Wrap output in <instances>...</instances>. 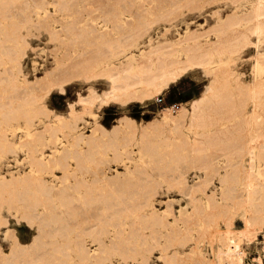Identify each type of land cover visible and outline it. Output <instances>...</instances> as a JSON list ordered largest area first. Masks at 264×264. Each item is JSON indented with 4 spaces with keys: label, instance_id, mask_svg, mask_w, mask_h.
<instances>
[{
    "label": "rangeland",
    "instance_id": "obj_1",
    "mask_svg": "<svg viewBox=\"0 0 264 264\" xmlns=\"http://www.w3.org/2000/svg\"><path fill=\"white\" fill-rule=\"evenodd\" d=\"M178 1L8 0L5 10L0 13V177L40 168L34 159L47 160L50 155H54L58 160L53 169L55 175L46 171L42 174L45 179L68 187L75 180L82 182L78 190L73 186L70 188V195L64 202L53 191L42 193L32 187L34 190L30 196L36 202L30 210L32 223L36 227L41 219L47 222L44 221L47 232L43 233L37 247L33 249V258L42 252L52 251L54 259L49 264H80L75 250L79 237L85 238L87 246L95 250H98V238L110 245L118 226L106 222L107 216L112 210L133 206L141 198L143 187L155 180L154 207L161 212L170 200L172 210L167 218L172 225L156 227L157 243L149 238L152 228L143 226L138 232L146 237L137 242H127L126 248L138 247L148 255V264L161 262L157 255L162 246L166 247L165 252L177 253L172 264H224L226 261L219 263L214 258L216 247L222 245L221 242L211 241L210 231L215 228L222 233L229 228L233 240L243 252L245 264H264V223L260 228L255 224L252 232L240 230L244 226L247 207L249 215H254L256 221L264 222V212L256 210L262 207L260 203L264 204V171L254 179L256 198L252 203H243L240 193L235 190L240 185L241 175H233L239 171V166L234 164L238 158L229 156L227 149L201 142L206 132L211 133L207 135L220 136L224 132L220 134L218 128L233 129V124L235 126V122L240 121V118L243 120L246 115L250 98L247 91L238 88L235 83L236 79L246 83L253 79L254 52L257 50L264 59V34L258 37L256 47L251 42L254 36L248 33L246 42L232 50L230 44L234 43L233 35L240 31L247 32L251 23L238 22L228 30L225 47L216 49L211 45V41L217 40L219 36L216 28L196 39L179 42L192 29L201 31L221 23L229 12L249 10L254 0H195L191 5H182ZM134 27L139 28L140 33L128 36L132 30H136ZM17 29L25 34L28 42L22 58V71L18 73L20 80L23 76L28 79L35 75L43 76L51 70L54 74L59 72L56 75L59 78L63 73L60 74V65H63L61 69H65V66L70 64L72 67L71 63L78 60L88 62L92 67V77L82 79L74 73L75 76L68 74L65 70L72 68L67 67L62 70V78L67 79L60 77L58 81L61 83L53 84L45 97L36 100L43 92L41 88L16 86L1 73L6 65H10L3 51L12 48ZM109 39H113L112 42ZM196 40L210 45L209 53L203 56L208 60L206 65L185 60L190 54L189 46ZM157 44L162 46L160 56L163 57L169 51L175 60H185L182 64L184 68L175 78H169L161 91L152 92L149 85L152 75L158 81L162 79L157 74L155 61L150 60L146 62L149 71L144 73L147 82L132 84L136 90L149 94L142 101L136 97L119 101V98L106 96L105 92L109 91L112 84L108 69L125 63H132L134 69H138L137 63L142 58V62L146 60L147 51L150 57V50L153 48L155 51L154 46ZM168 44L174 48L164 47ZM156 55L153 58L157 59ZM53 67L58 68L56 72ZM228 73L230 76H227ZM258 73L264 78V70ZM65 74L75 78H68ZM216 79L218 83L213 92L229 96L231 93L234 103L242 108L240 114L237 112L234 115L230 108L226 110L227 105L223 106L225 102L221 100L220 106L216 101L218 98L215 100L218 95L213 93L215 97H208H214L211 102L216 101L221 108L214 107L217 106L216 102L213 105L214 102L210 101L213 106L209 108L206 102V109L213 110L214 107L219 111L210 113L211 120L209 114L202 120L203 125L195 123L196 126H190L192 124L187 117L179 121H163L166 109L174 106L178 110L182 104L190 108L194 99L207 94L210 82ZM92 94L94 99L89 97ZM256 94L260 116L255 121V127H261L264 132V82ZM80 96L89 97L88 101H78ZM105 97H108L107 101ZM158 99L161 101L158 102ZM70 103H73V113L70 112ZM40 106L45 111L33 112ZM9 110L15 112L8 113ZM31 114L34 115L29 125L26 115ZM6 118H9L8 123ZM46 124L50 129L45 130L42 136L28 135L29 130L43 129ZM2 134L12 142V150L2 145ZM79 134L81 139L77 138ZM261 140L264 144V138ZM263 168L264 157H261L256 161V169ZM65 170L73 174L64 178ZM116 172H120L116 179L106 181L102 178L103 175ZM179 173L191 185L195 180H205L203 187L193 192V197L200 198L205 209L203 215L199 214L195 220L183 222L180 219V205L186 204L191 208L192 204L178 186H169V180ZM225 189H228L226 197L222 196ZM206 193L214 194L217 203L226 204V209H212L217 207L214 205L210 210ZM18 204H21L20 201L0 199V214L8 217L7 224L10 227L9 231L5 225H0V251L5 253L11 248V236H17L23 245H27L38 232L37 227L35 229L24 219L18 220L15 215H8V209ZM39 211L42 214L38 216L36 213ZM53 216L62 218L54 220ZM131 220V215L124 218V237L128 235ZM204 225L208 229L201 232L199 227ZM98 228L108 232L100 233L97 237V233L92 230ZM5 230L7 237L3 238ZM54 241L60 244L55 250ZM201 254L205 261L201 260ZM101 256L106 257V261H120L122 264H132L134 258H139L134 255V258L128 256L123 260L120 251L112 247L101 252ZM1 260V264L9 263L5 259ZM17 262L24 263L23 259Z\"/></svg>",
    "mask_w": 264,
    "mask_h": 264
},
{
    "label": "bare ground",
    "instance_id": "obj_2",
    "mask_svg": "<svg viewBox=\"0 0 264 264\" xmlns=\"http://www.w3.org/2000/svg\"><path fill=\"white\" fill-rule=\"evenodd\" d=\"M178 1V0H177ZM180 1V2H179ZM178 2L182 5H191L195 0H179ZM236 2V0H234ZM8 3V0H0V13H2L5 10V6ZM31 22H34L32 19H30ZM38 21V20H37ZM130 22V20H129ZM238 22H251L250 25L247 27L246 31H240L238 34L233 35L234 43L230 44L232 47V50H236L243 42H246L248 33H251L254 36V39L251 41L253 42L254 46H257L258 37L261 34H264V0H254L253 5L249 10L237 13L235 11L229 12L226 14L225 18L222 20L221 23L213 24L209 28L203 29L201 31L192 29L183 39H181L179 42L189 40V39H196L198 36L202 35L204 32L208 30L215 29L219 32V36L217 40L211 41L212 47L219 49L221 47L226 46V42L228 40H225L226 36H228V30L231 28L232 25ZM132 23V22H131ZM130 23V24H131ZM33 24H36L33 23ZM127 24V23H126ZM121 25V24H120ZM132 26V25H130ZM135 26V25H133ZM123 27V26H122ZM126 27L129 28V26L126 25ZM127 28V29H128ZM133 29V27H131ZM130 28V29H131ZM148 29V27L146 26ZM145 28V29H146ZM134 29H136L134 27ZM137 28L136 30H138ZM132 30L131 33L128 35L130 37L137 35V32L140 33V31ZM129 32V30H127ZM138 33V34H139ZM128 34V33H127ZM141 35V34H140ZM223 35H225L223 37ZM223 37V38H222ZM113 39H109V42H112ZM28 46V42L26 41L25 34L20 32L19 29H17L16 32V38L14 40V44L12 48H8L7 50L3 51V54L8 56V59L10 61V65H6L4 70L1 71V73H4L10 82H12L16 86H23L24 88H41L43 92L37 96L36 100H41L43 97L46 96L47 91L50 89V87L54 86L58 79L63 76L64 71L67 67L69 68L70 64L65 66V69H61L63 65H60L58 70L61 72L62 75L57 78L54 72L47 71L43 76L35 75L34 78L28 79L27 77L23 76L22 80L19 79L18 73L22 71V58L24 54L26 53V47ZM160 44L155 45V51L154 49L150 50L151 53L150 57L148 56V51L145 54L146 60L142 62V59L139 61L138 69H134V66L132 63H125L122 66L118 67H110L108 69L109 71V78L112 82L111 87L109 91L105 92L106 96L107 94L110 95V97H115L114 99L119 98L126 101L130 98L136 97L138 100H143V98L148 93L140 92L139 90H136L132 84L137 82H147V77H145V72L149 71V68L146 64L147 61H152L156 63V69L157 74L162 79V81L156 80L153 75L150 78L151 81L149 82V85L151 86L150 89L152 92H158L163 89V87L166 85L169 78H175L176 74L180 72L184 67L182 66L183 62L186 60L188 62H199L203 65H206L208 63L207 59H204L203 56L207 53H209V43L203 42L201 43L199 40H196V42L193 45L189 46L190 54L187 56V58L184 61L175 60V57H172V52L166 53L163 57L160 56L161 52ZM173 47L172 44L165 45L164 47ZM229 46V45H228ZM174 48V47H173ZM156 55V58H153V55ZM254 63L253 67L255 69V75L253 79L250 82H242L236 79V86L240 89H244L247 91L248 96L250 98V108L248 109L246 115L244 116L243 120L240 118V121L235 122V126L233 124V129H224L219 130L220 134L223 132V136L217 134V136L213 135H207L211 134L209 132H206L203 136V139L201 140L202 143L208 145V146H219L222 149H227V154L231 157L238 158L236 163H234L238 167L239 171H236L234 177H240L241 175V181L239 187H236L235 190L238 191L240 194V199L243 203H252V201L256 198L257 188L256 184L254 183V179L261 175L262 171H264V168L262 170L256 169V161H259L261 157H264V144L262 142V138H264V132L261 130V127H255V121L260 116L258 113V104H257V97L256 93L258 90V87L261 86V84L264 82V78L262 75H260L258 72L264 70V59L260 55V53L257 52V50L254 52ZM140 59V58H139ZM144 60V59H143ZM65 65V64H64ZM72 69H66L65 72L68 74H75L77 77L86 78L87 76H90V72L92 70V67L89 66L88 62L83 60H78L74 63H71ZM57 67H53L52 69H56ZM58 69V68H57ZM56 69V70H57ZM55 70V72H56ZM70 70V71H69ZM227 73V72H226ZM59 74V75H60ZM65 74V75H68ZM73 74V75H74ZM72 75V76H73ZM74 75V76H75ZM58 76V75H57ZM71 75H68L66 77H72ZM73 76V77H74ZM227 76H230L228 73ZM92 75L90 76V78ZM75 78V77H74ZM153 78V79H152ZM67 79V78H62ZM60 79V80H62ZM65 81V80H64ZM211 84L208 86V92L207 94L201 95L194 99L191 104L190 108H187L182 104L178 110L174 109L175 107H170L166 109L163 113V121L169 122V121H179L180 119L188 118L189 123L192 124L190 126H194L193 124H202L204 123L205 118L209 116L210 113H216L220 110L219 108V101L225 102L222 103L223 106H226L227 108H230V112H234V115H237L239 112H241L242 108H239L234 101L232 100L231 93L229 95L225 94H217L214 93V89L216 88V85L218 83L217 79L210 82ZM38 86H37V85ZM54 84V85H53ZM59 84V83H58ZM60 85V84H59ZM37 86V87H36ZM132 86V87H131ZM212 92L211 94H209ZM218 95L215 97V95ZM244 93V92H243ZM227 94V93H226ZM208 95H213L216 98H218L215 102L211 99L214 98L211 96V98L208 97ZM90 98L94 99V95L92 94L89 96ZM89 97L80 96L78 101L85 103L88 101ZM106 98V97H105ZM108 98V97H107ZM107 98L105 101H107ZM91 99V102L93 101ZM157 99V98H156ZM214 100V99H213ZM104 101V102H105ZM213 103L214 107L213 110L206 109L205 103L208 102L209 108ZM221 103V102H220ZM219 103V104H220ZM212 105V106H213ZM43 106V105H42ZM40 106L38 110H34L33 112L38 111H45V109ZM73 103H70L71 110L70 112L73 113L74 110H72ZM207 106V107H208ZM221 106V104H220ZM231 106V107H229ZM216 111H215V110ZM8 113L15 112L14 110L7 111ZM32 115H26V121L29 125L32 123ZM11 118V117H10ZM211 120V114H210ZM207 118V119H208ZM9 118H6V123H8ZM209 120V119H208ZM209 120V123L211 122ZM195 124V126H196ZM47 129H50L49 125L46 124L43 129L33 128L32 131H28V135H36L38 137L42 136L43 132ZM222 132V133H221ZM213 133V132H212ZM219 133V132H218ZM78 139H81V134L77 135ZM1 139L4 140V143L2 145H5L8 150H12V142L8 141L6 139V136L4 134L1 135ZM77 139V140H78ZM35 164L40 166V168H37L35 170L28 169L26 171H23L21 173H11L10 176L3 175L0 177V199H6L9 202L17 201L21 204H18V206L10 207L8 209V215H15V219L17 217L18 220L24 219L26 223H28L31 226H34L32 223V216L30 215V210H32L36 204L35 199L32 195V190L35 188L36 190L42 192V193H50L51 191L55 192V195L58 199H60L61 202L67 201L68 195H70V188L73 186L75 189H79L82 185L81 180H75L73 185L63 186L58 185L57 183L53 182L52 180L49 181L43 177L44 172H49L52 175H55L53 173V169L56 167V163L58 160L54 157V155H50L47 160L36 158ZM49 166L47 167V165ZM131 171V169H128ZM73 174V172H70L69 170H65L63 173V177L65 178L68 174ZM241 173V174H240ZM120 174V172H116L112 175H103V179L106 181H111L113 179H116L117 176ZM75 175V174H74ZM231 176V175H230ZM57 177H55L56 180ZM204 179H198L195 180V182L191 185L187 182L186 178L182 173L178 174L177 176H174L171 180H169V186L176 185L180 188L181 192L184 193L187 197H189V201L191 202L192 206L189 208L186 204H181L179 210V214H182V217L180 218L183 222H187L190 220H195L198 215H203L205 209L203 205L200 202V198H194L193 192L199 187H203ZM157 182V181H156ZM155 180L151 181L149 185L144 186L141 191V198H139L138 201H136L133 206L125 207L124 210H112V213L107 216L106 222L114 223L116 226H118L114 231V236L111 238L110 245L105 244V242L98 238V250L92 249L86 244V239L79 237L78 240H76L75 243V250L77 252V257L79 259L80 264H122L120 261H112L108 260L106 261V257L101 256V252L104 250H107L108 248H117L120 251V254L123 257V260H126L125 258L128 256L138 255L139 258H134L132 264H148V255L143 253L142 250H139L138 247L136 248H126V244L129 241L136 240V242L141 239L144 236L143 233H139V229L143 226H147L152 228L149 238L152 240L157 241V229L156 227H165L168 225H172V222L167 218L168 214L171 213L172 206L170 204V200L167 201L166 207L161 211H156L153 203V195L155 194L156 190L154 188ZM33 187V188H32ZM229 189V188H228ZM228 189H225L222 196L226 197ZM207 194V205L211 207L216 205L217 207H212V209H226V204L223 203H217V200L214 198V194L212 193H206ZM55 195L53 198H55ZM262 205L261 208H256L258 211L264 212V204L260 203ZM209 210V209H208ZM20 212V213H19ZM247 214L244 216V226L240 229L242 232H252L255 224L256 227L260 228L262 227L261 224L264 222L256 221L257 219L254 215H249V208L246 209ZM15 213V214H14ZM38 216L42 214V211H39L36 213ZM17 215V216H16ZM127 215L132 216V220L129 222L130 228L128 229V235L127 237L122 236L123 232L126 230L125 227V221L124 218ZM60 216H53L54 220L61 219ZM45 221V220H44ZM44 221L43 219L40 220L39 224L36 226L38 232L33 236L32 240L29 244L23 245L20 240L17 238V236H11L13 234V230H11L10 236L12 237L11 242V248L9 252L5 253L3 250L0 251V255L2 259H5L10 264H17V261H21L22 259L24 261L23 264H49L51 261H53V255L52 251L50 252H42L37 257L31 256L33 254V249H35L38 245V242L41 240V236L44 232H47L44 227ZM176 221V218H174V222ZM46 222V221H45ZM8 217L3 216L0 214V225H5L6 229L10 231V227L8 226ZM47 223V222H46ZM46 225V224H45ZM210 225V224H209ZM35 227V226H34ZM35 227V229H36ZM201 229V232L206 231L208 228L204 225L202 228L199 227V230ZM60 230V229H59ZM7 230H5V236L3 238L7 237ZM17 231V230H16ZM92 232L97 233V237L100 233H107L108 231L104 228H98L93 229ZM220 229H213L210 231L211 235V241L213 243L221 242V247L218 246L215 249L214 258L219 263L224 260L226 261L224 264H245V260L243 259V252L241 251L239 245L233 240L231 233L232 231L229 228H226L222 233H219ZM21 236V235H20ZM54 247L53 250L58 248L60 246L59 243L56 241L53 242ZM110 246V247H108ZM160 254L157 255V258L160 259L161 262H158L156 264H172V261L175 260L177 257L176 252H165L166 247L160 248ZM201 260L205 261L203 258V255H200ZM4 260V261H5ZM16 261V262H14ZM2 260L0 261L1 264ZM14 262V263H11ZM3 263V262H2ZM5 263V262H4ZM8 263V264H9ZM22 264V263H18ZM222 264V263H221Z\"/></svg>",
    "mask_w": 264,
    "mask_h": 264
},
{
    "label": "built area",
    "instance_id": "obj_3",
    "mask_svg": "<svg viewBox=\"0 0 264 264\" xmlns=\"http://www.w3.org/2000/svg\"><path fill=\"white\" fill-rule=\"evenodd\" d=\"M161 100L158 99V102H160Z\"/></svg>",
    "mask_w": 264,
    "mask_h": 264
}]
</instances>
